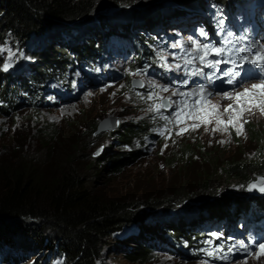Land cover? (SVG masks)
Wrapping results in <instances>:
<instances>
[{"label":"rangeland","instance_id":"374dc122","mask_svg":"<svg viewBox=\"0 0 264 264\" xmlns=\"http://www.w3.org/2000/svg\"><path fill=\"white\" fill-rule=\"evenodd\" d=\"M89 1L103 17L106 13L107 15L117 13L128 14L130 19L131 16L135 17L144 12L146 18L171 8L192 16L184 23L175 24L172 21H178L179 15H173L172 21L168 19L157 25L155 28L157 35L151 39H148L151 31H148L147 27L140 24L132 25L131 31L126 35L127 39L121 37L117 42L113 40L114 35L112 37L106 30V22L100 26L94 21L88 28L90 35L84 40V44H92V53H89L91 57H87L93 62L85 61L76 53L78 49L76 41L69 42L64 39L59 41L52 36L54 42L48 49L56 48L57 52L64 50L66 56L57 59L61 62L55 65L58 71L51 73L52 76L48 78L44 77L42 83L33 84L35 92L30 98L20 91L12 93L10 89L13 82H17L19 78L26 81L34 77V70H46L52 65L45 63L46 68L40 65L42 64V60L39 59L41 55H38L40 48L35 45L36 43L17 41L10 34L5 35L3 44L6 42L7 47L16 52L17 56L23 52L26 57L32 59L17 60L13 57L14 66L7 72L0 71V170H13L21 164L31 163L37 167L42 177L50 181L57 176L59 170H66L68 167L83 176L86 186L92 193L106 199L133 203L144 198L170 197V194L177 193L180 176L175 165L167 166V160L178 149L196 146L227 157L243 153V148L247 146L244 129L241 135H236V128L241 124L244 126L245 121L257 124L264 130V112L261 111V108H264V103H261L264 102V96L260 95L258 89H252L253 84H264V80H250L234 87L221 81L219 89L215 90L203 80V72L207 67H203L199 59H193L202 54L193 51V41L201 47L204 45L191 34L192 26L200 17L210 21L212 17L221 16L222 20H225L222 6L213 5V0H182L180 5H168L150 11L149 7L158 0ZM223 1L233 4L235 8L240 7V10L250 15L251 22L259 33L254 48L259 55H264V0ZM143 6H147L146 9L143 8L144 11ZM146 11L148 12L145 13ZM173 26L180 27L174 30ZM70 47L73 50H70ZM158 53L165 59L161 60ZM4 56L6 57L7 53H4ZM186 60H192V63L188 64ZM64 62L70 64L69 68H65V72L61 69ZM3 63L4 60L0 59V65ZM176 65H180V68L177 69ZM194 69L202 71L196 76L186 75ZM34 78L39 79L36 76ZM185 80L188 81L187 84L184 83ZM133 82H139L140 86L134 88ZM200 84L205 86V92L202 94L198 91ZM165 87L168 91L163 90ZM245 89L249 90L254 101L252 106L243 103L245 110L240 115L241 109L237 106L235 97ZM173 92L177 94L173 95ZM181 92H192L193 96L181 97L179 94ZM150 94L153 96L151 100L148 99ZM201 96L204 97L201 105L193 107L194 100ZM184 99L188 100V107L180 104L177 109L176 102ZM162 101L172 103L173 109L148 111L150 106L159 105ZM257 103L260 104L259 107L255 106ZM212 105L217 107L210 117L211 123L203 124L200 120L188 118L189 113L193 116H203L198 109H211ZM229 105H232L235 111L226 112L225 109ZM174 110H179L181 115L179 117L173 115ZM162 115L168 119H162ZM237 116L239 119L235 120L236 127L227 123L229 117ZM110 117L116 122L119 121L114 131L91 135L95 124ZM218 119L225 121V124L219 125L220 130L213 131L218 126ZM193 124H200V127L193 129L191 127ZM121 126L142 127L144 133L139 134L127 147L121 148L116 144L115 135ZM225 127L227 131H224ZM180 129L187 131L178 135ZM160 130L164 131V135H160ZM47 142L49 148H46ZM75 147L79 148L77 161L68 163L67 160L75 152L73 149ZM105 151L111 152L112 155L120 152L129 156L133 153L139 155L116 177L87 169L90 160L99 158ZM194 167L196 169L191 168L188 176L190 184L195 185L186 188L187 193L193 195L199 194L196 193L198 192L196 186L199 184L200 173L210 172L207 167L201 170L197 169L196 164ZM261 178H264V174L258 179ZM247 186L242 182L223 184L222 181H211L209 197L205 196L194 202L196 204L203 200L204 202L200 201L201 204L198 205L205 207L209 206L208 203L216 202L214 207L217 206L224 212L231 211L254 197L248 194ZM259 198L264 200V197ZM183 204L176 203L170 207L169 217L176 216L177 212H183L187 208V204ZM231 228L234 238L212 230L202 235L197 234L192 237V244L186 245L181 242L183 245L179 250L172 246L169 250L156 252L150 264H264V255L257 258L258 246L253 249L249 245L247 231L243 230L241 225ZM129 232L131 230L108 242L102 251L99 264H130L125 259L126 254L120 249L122 245L129 247L124 241ZM241 242L249 245L248 252L241 247ZM209 252L213 255L209 256ZM31 256L23 254L13 261L15 264H63L58 256L52 260L48 259L46 252L39 254L37 258ZM0 264H4L1 259Z\"/></svg>","mask_w":264,"mask_h":264},{"label":"trees","instance_id":"16d2710c","mask_svg":"<svg viewBox=\"0 0 264 264\" xmlns=\"http://www.w3.org/2000/svg\"><path fill=\"white\" fill-rule=\"evenodd\" d=\"M213 3L222 6L226 14L240 8L223 0H213ZM143 8L147 6H143L142 11ZM116 14L101 16L89 0H0V45L7 34L17 41L34 42L40 48V65H52L51 68L44 66L46 70L33 71V76L39 79L32 77L25 81L19 78L17 82L14 81L10 91H20L30 98L35 92L33 84L42 83L44 77L48 78L58 71L55 65L61 62L57 59H62L60 56L66 54L64 50L57 52L56 48L48 49L54 42L52 36L59 41H76V53L85 61L93 62L88 59L92 44H84V40L90 35L88 28L94 21L100 26L106 22V30L112 37L114 35L113 40L117 42L121 37L127 39L132 25L147 27L151 31L148 39H151L157 35V25L168 19L172 21L173 15H179L178 21H172L175 24L184 23L191 16L187 12L179 13L174 8L146 18L144 12L130 19L128 14ZM173 27L175 30L180 26ZM69 49L73 50L71 47ZM62 65L61 69L65 72L70 64L64 62ZM243 129L247 141L243 153L223 157L213 150L184 146L168 158L167 166L175 165L180 176L179 190L170 197L144 198L133 203L106 199L92 193L83 176L68 167L59 170L50 181L42 177L31 163L21 164L13 170H0V259L8 264L23 254L37 258L46 252L48 259L58 256L63 264H99L108 242L131 230L124 239L129 247H120L126 254L125 259L130 264H150L156 252L161 253V250H169L172 246L179 250L183 243L192 244V237L197 234L212 230L234 238L231 226L240 224L246 228L256 219L264 224V200L261 198L253 197L226 212L214 207L216 202L208 203V207L198 205L203 200L196 204L194 202L209 197L211 181L249 185L264 174V130L252 122L245 123ZM95 130L96 124L91 135ZM141 133H144L142 127L121 126L115 134L116 144L121 148L127 147ZM48 143H45L46 148H49ZM73 149L75 152L67 160L68 163L77 161L79 148ZM138 155L133 153L129 156L121 152L112 155L105 151L99 158L91 159L87 169L116 177ZM195 164L198 170L207 167L210 172L200 173L196 186V193L199 194L193 195L188 194L186 188L195 185L190 184L188 176L191 168L196 169ZM176 203L187 204V208L180 212L184 215L177 212L176 216L169 217L170 207Z\"/></svg>","mask_w":264,"mask_h":264},{"label":"snow or ice","instance_id":"6c2138e0","mask_svg":"<svg viewBox=\"0 0 264 264\" xmlns=\"http://www.w3.org/2000/svg\"><path fill=\"white\" fill-rule=\"evenodd\" d=\"M219 22L222 23V21H219ZM199 35L202 37H206L207 33L201 29L199 32ZM228 43L229 42L227 40H222V41H220V44L224 45L223 47L213 46L210 44H205L203 47H201L200 44L193 41V44H194L193 51L202 53L198 57H193V59H199L201 65L203 67L215 68L217 71L220 70L219 66L221 64H230L231 67L229 69H226L223 73L224 76L229 77V79L226 81L229 84H234L237 86L242 84V82L244 80V73L246 72V68H245L246 64L251 65L254 68H256L259 71V78L264 80V55H259L258 53L254 52L253 54H254L255 58H249L247 55H245V53L248 51V49H246L244 47H240V48H233L230 50L227 48ZM175 46L176 45H174V47ZM4 53H7L6 57L4 56ZM158 55L160 56L161 60L165 59V57L163 55H160L159 53H158ZM233 55H235L237 57L235 60H233L231 58ZM13 57H16L17 60H19V59H32L31 57H26L23 52H20L19 55L17 56V53L14 52L11 48L7 47L6 42H5V44L0 45V59L4 60V63L2 65H0V71L7 72L11 67L14 66ZM209 57H215V60L209 59ZM186 63L190 64V63H192V60H186ZM176 68L179 69L180 65H176ZM201 71H202V69H194L193 71L186 73V75L196 76ZM138 72H139V70H138ZM138 72L136 74H138ZM209 79H211V76L209 77ZM184 83L187 84L188 81L185 80ZM252 89H258L260 95L264 96V84H253ZM163 90L168 91L167 87H165ZM198 91L201 94L204 93L205 92V86L203 84H200ZM176 94H177L176 92H173V95H176ZM179 94L181 97L191 98L193 96L192 92H189V93L181 92ZM152 98H153V96L150 94L148 96V99L151 100ZM228 98H231V97H228ZM169 100H170V98H169ZM203 100H204L203 96H201L199 99H195L193 107L201 105V102ZM235 100L237 102V106H239L241 109L240 115H242L243 111L245 110L243 108V103L246 102L250 106H252L253 101H254V97L252 96V94L249 92L248 89H245L243 93H238L236 95ZM205 103H207V101H205ZM261 103H264V102H261ZM180 104H183L185 107H188V100L184 99L182 101L176 102V108L177 109H179ZM255 106L259 107L260 104L257 103ZM216 107H217L216 105H212L211 109L199 108L198 110L203 113V116H193V114L189 113L188 118H190V119L195 118L197 120H200V122L203 124H209V123H211L210 117L215 112ZM161 108H164L165 111H168V110L173 109V104L172 103H164L162 101V103L159 105L150 106L148 111L151 112V111L155 110L156 112H160ZM229 110L235 111V109L233 108L232 105H229L228 108L225 109L226 112ZM261 111L264 112V108H261ZM173 115L179 117L181 115V112L179 110H174ZM161 118L166 119V120L168 119V117L163 116V115L161 116ZM238 119H239V116H237L235 118L229 117V120L227 123L229 125H232L233 127H236L235 120H238ZM177 122H179V120ZM116 123H119V121H117ZM245 123H247V121H245ZM223 124H225V121L218 119V126L216 129H213V131L220 130L219 125H223ZM191 127L193 129H197L200 127V124H193ZM184 131H187V129H180V131L177 134L179 135V134L183 133ZM224 131H227V127L224 128ZM242 132H243V124H241L238 128H236V135L239 136L242 134ZM160 135H164L163 130H160ZM220 143H223V141H220ZM254 189H256L260 192H264V178H261L256 183H252V184H249L247 186L248 191H252ZM213 235L215 236V234H213ZM216 238L219 239V237H216ZM249 245L253 249H255L258 246L259 251L257 252V258H259L261 255H264V239H262L260 241H256L255 239H250ZM249 245H245L243 242H241V247L244 249L245 252H248ZM208 255L212 256L213 253L209 252ZM223 259H227V257H223Z\"/></svg>","mask_w":264,"mask_h":264},{"label":"water","instance_id":"95a60500","mask_svg":"<svg viewBox=\"0 0 264 264\" xmlns=\"http://www.w3.org/2000/svg\"><path fill=\"white\" fill-rule=\"evenodd\" d=\"M181 3H182V0H158L156 3H154L153 5L150 6L149 10L153 11V10L163 8V7L168 6V5H174V4L180 5ZM107 14L108 13H106L105 16H108ZM132 86L134 88H138L140 86V83L139 82H133ZM115 128H116V120L111 118V117L106 118V119L99 121L96 124V130H95L94 135H99L102 133L111 132V131H114ZM258 180L259 179H257L256 181H254L252 183H256ZM252 183H250V184H252ZM247 192H248V194H250L256 198L264 197V192H260L256 189H254L252 191L247 190Z\"/></svg>","mask_w":264,"mask_h":264},{"label":"bare ground","instance_id":"6f19581e","mask_svg":"<svg viewBox=\"0 0 264 264\" xmlns=\"http://www.w3.org/2000/svg\"><path fill=\"white\" fill-rule=\"evenodd\" d=\"M259 34V33H258Z\"/></svg>","mask_w":264,"mask_h":264}]
</instances>
